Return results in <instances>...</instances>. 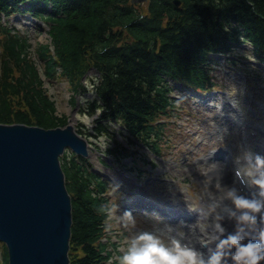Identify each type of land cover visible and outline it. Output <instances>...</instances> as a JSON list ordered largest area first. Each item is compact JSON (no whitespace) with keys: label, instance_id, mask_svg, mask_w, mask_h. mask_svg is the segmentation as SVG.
I'll list each match as a JSON object with an SVG mask.
<instances>
[{"label":"trees","instance_id":"1","mask_svg":"<svg viewBox=\"0 0 264 264\" xmlns=\"http://www.w3.org/2000/svg\"><path fill=\"white\" fill-rule=\"evenodd\" d=\"M69 1L80 9L50 18L56 54L52 58L48 45L41 47V55L50 57L48 71L52 74L60 64L63 74L78 85L85 71L99 67L97 92L106 103L105 115L125 116L132 129L140 130V122L153 116L150 95L160 71L190 61L202 48L203 37L222 26L223 20L234 16L264 32V0H182L180 6L172 0H152L142 13L129 0ZM152 39L154 49H150ZM19 41L15 36L6 40L7 48L16 47L10 54L22 70L17 75L8 68L0 77V121L59 124L64 118L42 87L37 66L26 53L22 56L25 49ZM72 178L73 263L103 264L107 256L102 254L105 246L100 238L109 209L106 181L77 165Z\"/></svg>","mask_w":264,"mask_h":264},{"label":"water","instance_id":"2","mask_svg":"<svg viewBox=\"0 0 264 264\" xmlns=\"http://www.w3.org/2000/svg\"><path fill=\"white\" fill-rule=\"evenodd\" d=\"M12 130L16 133L7 139ZM35 136V132L21 126L4 130L0 125V224L9 225L11 235L17 239L16 259L21 260L22 251L28 249L30 254L37 253L28 263L37 262L41 248L38 264H56L49 255V251L56 250V243L50 242L47 249L45 239L70 231L72 205L57 159L46 152L47 142L43 143L40 136L32 139ZM24 137L32 139L30 144L22 145L20 139ZM74 138L82 148V142ZM29 258H23L24 262Z\"/></svg>","mask_w":264,"mask_h":264},{"label":"clouds","instance_id":"3","mask_svg":"<svg viewBox=\"0 0 264 264\" xmlns=\"http://www.w3.org/2000/svg\"><path fill=\"white\" fill-rule=\"evenodd\" d=\"M248 167L238 174L251 178L258 185V194L247 196L236 187L221 186V194L210 207L215 213L211 220L198 219L194 227L200 230V243L214 244L211 255L205 257L202 248L177 236L170 242L154 232L141 233L121 257V264H261L264 262V154L247 157ZM231 200L224 211H216L221 201ZM226 213V215H225ZM129 217L132 213H127ZM225 219L234 221L229 231ZM171 225H169V228ZM183 234V231H182Z\"/></svg>","mask_w":264,"mask_h":264},{"label":"rangeland","instance_id":"4","mask_svg":"<svg viewBox=\"0 0 264 264\" xmlns=\"http://www.w3.org/2000/svg\"><path fill=\"white\" fill-rule=\"evenodd\" d=\"M45 35H43L41 38H44ZM50 88V92L55 95L54 98L57 101L59 112L61 114H68L70 116V119L74 124H77L79 115V105L81 104V99H79L78 104L75 107H70L68 105V97L69 93L67 88V83L63 81L56 80L51 85H47ZM82 120L85 121L88 125H92V118L85 116L82 117ZM116 128H119L117 125ZM99 142V141H98ZM101 146L108 147L111 146L109 143L108 138L104 137L102 138L101 142H99ZM99 145V144H98ZM90 149V156L89 160L93 163V166L96 167L102 174L105 175L106 178H109L111 181V189L113 192L116 190L117 185L124 184L129 190L130 189H137L136 182L142 181L145 182L147 179V176H151V174L158 175L159 172V166L162 167L164 165V168L168 171V174L178 178L182 179L183 177L189 176L188 174L191 173V170L189 169L191 167L192 161H185L187 156V153H181L179 152V147L174 150L172 153L167 154L164 157L163 164L161 166V160L160 157L154 156L149 150H147L144 146L140 144V146L137 148L136 146L131 147V151L138 152V155L141 157V153L144 157L147 159H155L158 163L157 169H150L149 165L144 163L140 160H132L131 158L123 159L122 161H118L114 159L113 157L105 158L102 155V151L98 150L95 145H92ZM196 151H202V148H196ZM189 162V163H188ZM203 166V162H197L195 164L194 170L199 173L200 168ZM146 170L151 171L149 172V175H146ZM138 171L140 175H138ZM135 174L139 178L135 179ZM148 174V172H147ZM192 175V174H190ZM151 180V179H149ZM155 188H159L160 183L155 182L153 184ZM147 191H143V194L145 196H153L154 191L150 188V184H147ZM173 188V187H172ZM121 195L117 193L115 195L114 200L116 201V209L113 212L111 216V221L109 224L111 225V231L113 232V240H115L119 245L118 249L123 250L122 253L128 251L129 247L133 244V242L136 240L138 235H136L134 232L131 231L130 226L132 224L136 223V220L139 222L138 219H136L135 215H132L129 217L127 213L121 212L119 210V206L121 204ZM154 197V196H153ZM146 221H144L142 224L143 227H145ZM158 222L155 221L151 226H157ZM118 256L115 255V259H117Z\"/></svg>","mask_w":264,"mask_h":264},{"label":"bare ground","instance_id":"5","mask_svg":"<svg viewBox=\"0 0 264 264\" xmlns=\"http://www.w3.org/2000/svg\"><path fill=\"white\" fill-rule=\"evenodd\" d=\"M14 9H16V8H14ZM16 11H18V9H16ZM241 31H242V34H243L244 36H248V35H246V30H245V29H241ZM229 32H231V29H229L228 31H225V32L223 33V37L225 38V40L227 41V43H229V41H228V33H229ZM237 32H238V31H237ZM210 37H212V36H208L207 38H210ZM204 38H205V39H204ZM202 40H203V45H204V43H206V37H203ZM201 50L204 51V49H201ZM223 183H224V185L228 186L226 181L223 182ZM228 187H232V186L229 185ZM222 204H223V205H230L228 202H227V203L222 202Z\"/></svg>","mask_w":264,"mask_h":264}]
</instances>
